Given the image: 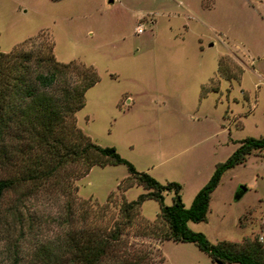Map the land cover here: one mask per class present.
Here are the masks:
<instances>
[{"label": "rangeland", "instance_id": "rangeland-1", "mask_svg": "<svg viewBox=\"0 0 264 264\" xmlns=\"http://www.w3.org/2000/svg\"><path fill=\"white\" fill-rule=\"evenodd\" d=\"M41 31L57 60L98 74L75 112L77 126L136 169L179 182L185 205L241 138L264 135V0H0V50ZM2 136L0 178L17 176L30 150L27 132L9 125ZM78 169L67 164L51 179L4 191L0 264H75L63 245L68 234L104 236L124 218L122 201L146 191L131 178L132 186L117 189L129 175L121 163L75 178ZM137 211L99 264L139 257L138 264H215L193 242L162 238L157 200L144 199ZM188 226L211 242L264 247V150L226 169L206 218Z\"/></svg>", "mask_w": 264, "mask_h": 264}, {"label": "trees", "instance_id": "trees-1", "mask_svg": "<svg viewBox=\"0 0 264 264\" xmlns=\"http://www.w3.org/2000/svg\"><path fill=\"white\" fill-rule=\"evenodd\" d=\"M53 46V40L41 31L8 51L0 50V138L9 125H18L27 132V148L30 149L20 163L19 175L0 178V202L4 191L18 182L51 179L67 164L78 166L74 174L78 178L93 165L121 163L129 175L118 182L117 189L132 186L131 178L146 191L132 200L122 201L119 212L124 218L108 227L104 236L95 238L91 232L85 234L80 230L70 232L63 245L70 251L73 263L99 264L102 258L109 256L124 224L137 214L144 199L153 198L159 204L157 215L166 225L162 238L193 242L215 264H264V247L258 241L248 240L240 244L226 240L211 242L203 232L188 226L189 221L206 218L210 194L222 173L244 162L248 154L264 150V135L241 138L226 159L215 165L207 181L186 206L181 199L179 182H161L147 171L136 169L113 145L95 143L77 126L75 112L83 106L85 90L98 80V74L93 66L80 61L57 60ZM230 62L234 61L230 59ZM236 66L239 72L240 67ZM218 72L225 75L221 62ZM71 188L76 190L72 184ZM166 193H171L169 204L164 203ZM139 258L121 259L120 264H138Z\"/></svg>", "mask_w": 264, "mask_h": 264}, {"label": "water", "instance_id": "water-1", "mask_svg": "<svg viewBox=\"0 0 264 264\" xmlns=\"http://www.w3.org/2000/svg\"><path fill=\"white\" fill-rule=\"evenodd\" d=\"M246 187L244 185H240L238 191L234 194V198H239L240 195L245 191Z\"/></svg>", "mask_w": 264, "mask_h": 264}, {"label": "built area", "instance_id": "built-area-1", "mask_svg": "<svg viewBox=\"0 0 264 264\" xmlns=\"http://www.w3.org/2000/svg\"><path fill=\"white\" fill-rule=\"evenodd\" d=\"M136 30H137L138 32L142 31V26H140V25L137 26V27H136Z\"/></svg>", "mask_w": 264, "mask_h": 264}, {"label": "crops", "instance_id": "crops-1", "mask_svg": "<svg viewBox=\"0 0 264 264\" xmlns=\"http://www.w3.org/2000/svg\"><path fill=\"white\" fill-rule=\"evenodd\" d=\"M126 102H129V99H128V98L126 99ZM190 202H191V201H190ZM190 202H189V204H190ZM189 204H188V205H189ZM186 206H187V205H186Z\"/></svg>", "mask_w": 264, "mask_h": 264}]
</instances>
